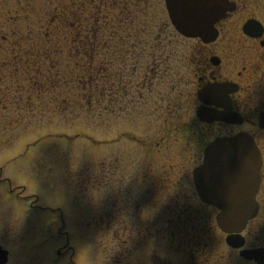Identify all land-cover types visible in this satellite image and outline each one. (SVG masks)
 <instances>
[{"label": "rangeland", "instance_id": "1", "mask_svg": "<svg viewBox=\"0 0 264 264\" xmlns=\"http://www.w3.org/2000/svg\"><path fill=\"white\" fill-rule=\"evenodd\" d=\"M94 1L0 0V245L10 253L7 264H193L191 246L215 225V213L211 219L204 211L191 212L189 222L185 215L174 218L192 202L196 158L175 139H186L183 129L172 130L168 147L146 146L182 115L156 114L164 74L153 78L151 93L133 89L151 78L152 44L168 26L165 0H107L99 21L92 19L112 49L111 36L120 41L114 64L106 66L105 90L122 95L124 111L105 96L103 103L94 98L90 112H79L61 103L72 92L46 90L42 57L68 62L59 50L71 48L72 34L59 19L48 26L47 20L60 16L62 6L70 20H91ZM51 9L55 15L48 19L40 14ZM103 17L116 28L104 25ZM127 28L129 38L121 34ZM173 34L165 51L192 44ZM136 44L140 59L138 52L126 53ZM139 96L141 105L127 106ZM184 222L188 237L181 232ZM215 236L217 247L211 244L209 251L222 263L246 264L221 232Z\"/></svg>", "mask_w": 264, "mask_h": 264}, {"label": "flooded vegetation", "instance_id": "2", "mask_svg": "<svg viewBox=\"0 0 264 264\" xmlns=\"http://www.w3.org/2000/svg\"><path fill=\"white\" fill-rule=\"evenodd\" d=\"M224 1L217 5V14L223 11L224 15L214 25L216 36L213 40L182 38L192 44L184 45L181 50L168 45L165 51L164 44L153 46L151 78L145 76L133 89H137L138 94L151 93L156 82L153 78L164 74L166 91L160 95L156 114L161 110L168 114L166 116L176 114L182 118L178 119L175 128L168 123L165 134L157 141L146 142V146L168 147L174 142L172 130L175 129L177 134L183 129L185 142L182 137L175 139H179L196 158L192 170L204 163L208 148L217 138L241 132L254 137L261 155L260 181L255 194L258 213L242 234L244 248L264 249V119L261 118L264 116V0ZM137 69L136 72L143 71ZM118 96L119 106L124 111V100L120 98L121 94ZM134 104L141 105L140 96L137 100L132 98L127 106ZM223 164L221 168L226 173L228 166ZM190 197L192 202L187 206L184 204L185 208L177 212L175 220H181L185 215V221L189 222L191 212L195 210L210 213L212 219V213L216 217L221 211L219 206L202 201L196 190ZM171 209L172 204H168L166 210ZM171 216L165 215L164 224L170 223ZM183 224L181 232L188 237V225ZM209 226L195 246H191L193 264H227L209 251L211 244L217 247L214 236L215 231L220 232L216 224ZM232 250L238 252L240 261L257 264L242 258L239 250Z\"/></svg>", "mask_w": 264, "mask_h": 264}, {"label": "trees", "instance_id": "3", "mask_svg": "<svg viewBox=\"0 0 264 264\" xmlns=\"http://www.w3.org/2000/svg\"><path fill=\"white\" fill-rule=\"evenodd\" d=\"M106 1L107 0H97L91 3V5H93V11L90 13L91 20L89 18L82 22L73 20V16L72 20H70L69 16L71 13L66 11L63 6L57 8L60 16H55L54 20H49L47 15H55V13L51 12L55 11V9L45 10L44 13H40L47 17V26L59 19L58 22L60 25H64V28L72 30V34L69 37L71 48L59 50V53L65 56L68 62L62 57L57 61L55 58L53 60L52 55L49 53H46L45 56L42 57V62L46 63L48 71V74L45 77L48 80V88L46 87V90L52 91V89H58V92L61 90L62 93L65 94L72 92V99L63 97L61 103H63L64 106H66L64 102H66L67 106L71 104L75 109L77 108L76 111L79 112H90V110L93 109L92 103L94 98H97L99 102H104L105 83L108 72L106 66L113 65L115 62V56L117 55L115 47L120 42L117 40V35L111 36L110 42L115 45L113 50L108 43L109 41L106 40L107 38L105 37L104 32L100 31V35L98 29L95 28V25L93 24L94 21L92 20L94 16H96V22L99 21L97 16L102 15V8L104 6L108 7ZM40 9L42 8H39V10ZM81 12L85 13V10ZM79 17L81 16H78V18ZM102 21L107 27L108 25L110 26L106 17H103ZM88 23L90 24L88 25ZM115 26L116 25L113 23L109 28H116ZM82 30H85L87 33L82 32ZM121 34L122 36H125L126 34L128 37L125 38H129L131 33H129V29L127 28ZM46 36L47 40L52 41L49 39L50 34H47ZM123 38L124 37H122V40ZM130 40L131 39L127 41ZM138 43L140 44L141 41H138ZM46 45H48V43ZM75 46H77V48ZM50 73L53 74V76H51ZM80 102L84 103L80 104ZM103 108H105V106Z\"/></svg>", "mask_w": 264, "mask_h": 264}, {"label": "water", "instance_id": "4", "mask_svg": "<svg viewBox=\"0 0 264 264\" xmlns=\"http://www.w3.org/2000/svg\"><path fill=\"white\" fill-rule=\"evenodd\" d=\"M166 6L171 18L173 25L176 29L181 32L183 35L187 37H200L204 40H208L212 36L215 35L214 23L218 20L219 14H217V5L219 3H224V0H165ZM250 138L246 135H238L234 138L223 139L227 143V141H232V143H228L222 145L218 143L216 148L221 149L220 147L228 148L229 150L238 149L240 146L237 143H233L239 140H249ZM226 146V147H225ZM208 161V158L206 159ZM207 166V165H206ZM208 170L207 167L197 168L194 172V178L197 188L199 189L200 194L208 199L215 200L217 199V193L213 191L203 190L202 183L213 182L208 176L204 175ZM227 187V184L225 185ZM208 188V187H207ZM206 188V189H207ZM229 188L234 189L232 184ZM232 198L230 199L228 196L224 197L225 205L227 209L223 210L217 217L218 224L220 228L226 233H234L240 232L247 221L252 218L254 215V210H237L234 209L235 205L237 206L242 199H244L241 190L240 192L236 190L231 193ZM216 203V202H215ZM217 204V203H216ZM233 206V207H232ZM227 242L230 245L233 244L232 238L228 237ZM240 244L238 243V245ZM9 252L0 246V264H6L8 261ZM244 256L247 258H254L257 261H261L264 258V250L257 251H244L242 252Z\"/></svg>", "mask_w": 264, "mask_h": 264}, {"label": "bare ground", "instance_id": "5", "mask_svg": "<svg viewBox=\"0 0 264 264\" xmlns=\"http://www.w3.org/2000/svg\"><path fill=\"white\" fill-rule=\"evenodd\" d=\"M248 137L250 139L245 141V143L247 144V146H246L247 155L246 156H240L235 151L232 150V151H230L231 154L229 155V158L231 157V155L235 156L236 158L238 157L236 159V161L238 162V165H240V166L246 165L249 169H251L252 171L255 172L256 161H255L254 158H256L257 154L253 150V149H255V146L252 143L253 138L250 135H248ZM251 149H252V151H249ZM229 158H228V160H229ZM224 161H226V160L224 159L223 162ZM248 175L249 174L247 172H244L243 175L241 174L242 180L237 181L235 183V186L240 187V186H242V184L244 182V184L246 185V189L247 190H245V192L242 195H244V197H246V198L248 197L249 192L252 190V187H255V189L253 188V191L256 190V192H257L258 186H259V181H260V178H258V176H256L254 181L253 180H249L248 179ZM228 197L230 199L232 198V195H231L230 192H229ZM250 206L252 207V209L257 208L256 199H253V200L250 199ZM256 212H257V209L254 210V215L253 216H255Z\"/></svg>", "mask_w": 264, "mask_h": 264}]
</instances>
